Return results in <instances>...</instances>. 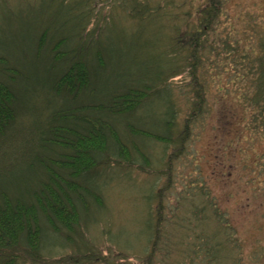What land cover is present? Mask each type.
<instances>
[{
	"label": "trees",
	"instance_id": "trees-1",
	"mask_svg": "<svg viewBox=\"0 0 264 264\" xmlns=\"http://www.w3.org/2000/svg\"><path fill=\"white\" fill-rule=\"evenodd\" d=\"M17 1L0 0L2 23H14L24 15L15 9ZM30 2L44 7L40 14L45 20L36 25L28 40L35 58L46 61L54 99L48 101L50 108L37 111L44 116L48 110L39 123V131H31L25 125L18 127L19 124L14 127L16 120L21 124L26 119L22 94L27 82L25 68L13 61L6 50H0V152L11 145L13 157L9 160L14 166H23L22 171L10 176L3 171L6 167L0 169L4 172L0 182V264H38L41 260L44 264H74L88 256L87 244L74 234L80 224L84 226L83 213L88 214V208H102L98 200L101 194L86 184L90 174L99 168L108 170L114 161L131 168L140 159L138 167L144 169L147 142H166L173 147L166 163L168 171L163 172L166 192L174 183L172 161L183 155L191 126L204 112L203 94L210 88L206 75L209 69L218 67L212 63L215 57L225 60L224 65L231 66L230 70L242 73L235 78L246 89L242 100L258 111L264 123V27L249 15L243 30L231 25L228 0ZM112 9L117 12L109 18L107 13ZM124 12L132 26L121 25L117 19ZM166 29L168 35L161 34ZM120 31L137 34L124 38ZM124 39L137 43L127 46L125 52L126 57L135 58L137 70L129 77L115 71L118 79L123 75L124 78L102 83L99 93L102 71L107 69L108 59L113 58L108 55L109 43L122 45ZM67 62L70 64L65 67ZM184 73L194 97L182 129L176 133L178 109L170 88L171 82ZM109 86L108 92L103 91ZM86 92L94 101L83 100ZM163 93L166 95L161 99ZM55 100H59L58 105ZM152 102L163 107L165 113L169 109L163 122L156 120L150 126L128 121ZM157 110L160 113L161 109ZM11 128L12 134L7 135ZM19 134L30 138L24 145L26 150L15 148ZM1 156L6 157L5 153ZM196 188L190 185L185 189L181 196L187 194L186 197L167 218L163 216V189L157 193L155 221L147 238L150 249L141 263L164 264L165 260H159L158 246L161 225L168 224L169 231L175 225L182 234L180 244L186 245L181 246L180 258L172 264H224L227 260L234 264L230 260L234 244L228 225L222 221L212 198L202 188L199 193ZM190 200L192 206L188 204ZM107 234L110 236L111 232L108 230ZM58 247L71 248L78 257L67 255L55 260L54 250ZM170 252L169 248L167 254Z\"/></svg>",
	"mask_w": 264,
	"mask_h": 264
},
{
	"label": "rangeland",
	"instance_id": "rangeland-1",
	"mask_svg": "<svg viewBox=\"0 0 264 264\" xmlns=\"http://www.w3.org/2000/svg\"><path fill=\"white\" fill-rule=\"evenodd\" d=\"M40 5L30 0H18L14 7L17 12L24 15L14 23L0 21V50H6L13 61L24 64V75L27 80L22 88L26 108L23 116L26 119L21 124L16 120L13 126L25 125L24 127L31 131L41 129L39 123L48 110L44 116L42 113L39 116L37 111L45 110L48 101L54 99L51 91L52 78L48 76L46 61L42 57L35 58L32 42L28 40L29 36L32 37L36 25L42 24L45 20L40 14L44 7ZM227 6L232 17L231 25L234 23L233 26L240 31L244 29L248 15L250 19L252 17L258 19V23L264 27V0H228ZM29 8L32 10L28 11ZM116 12L115 9L108 10L107 15L114 18ZM125 15V12L117 15L120 24L132 26V22ZM5 16L6 13L3 17ZM237 18L241 20L238 22ZM93 27L94 24L89 30L91 31ZM120 32L124 33L122 35L124 38L137 34L136 31ZM168 32L169 29H166L161 31V34ZM143 37L141 34V38ZM121 42L122 45L113 41L109 43L108 55L109 58L110 55L113 58L108 59L107 69L102 71L97 86L99 93L102 92V83L116 82L124 78L123 75L118 79L116 73L134 76L131 74L137 70L135 58L132 55L125 56L127 46H134L137 43L127 42L126 39ZM127 43L132 45H126ZM212 60L210 57L209 61ZM224 61H219L215 57L212 63L218 67L208 70L206 79L210 88L203 94L204 112L191 126V135L183 155L172 161L170 171H173L174 183L166 192L163 189L166 185V175L163 172L168 171L166 163L173 149L166 142H147L144 169L138 167L140 159L136 160L137 163L131 168H127L121 161H114L108 170L99 168L90 174L86 184L101 194L98 200L102 208H88L86 213H89L86 215L83 213L84 226L80 224V229L74 234L87 244L88 256L74 264H143L142 257L150 249L147 238L155 221L157 193L163 189L162 202L166 209L163 216L167 218L172 209L178 206L179 201L186 197L187 194L181 195L185 189L190 188V185L193 188L197 187L198 193V189L202 188L212 198L222 221L228 225V234L234 244L230 260L234 264H264V123L260 120L258 111L249 108L250 103L247 105L242 100V91L246 90L242 88L244 83L235 81L242 73L230 70L231 66L224 65ZM69 64L67 62L65 67ZM125 83L126 81H123V84ZM110 89L109 86L103 91L108 92ZM170 89L174 102L176 101L175 107L178 109L176 117L178 133L192 108L190 101H193L194 97L193 88L190 86L189 77L184 73L171 82ZM165 95L161 94L160 98L164 99ZM96 97H100L99 94ZM83 100L94 101L87 92ZM54 103L58 105L59 100H55ZM157 107L161 109L160 113ZM162 108L152 102L128 121L143 122L150 126L157 123L156 120L161 119L163 122V118L168 116L169 109L167 108L165 113ZM13 128L9 129L10 132L7 131V135L12 134ZM18 136L19 139L15 142L16 150H26L27 147L24 145H27L30 138L21 134ZM10 150L11 145L7 144L0 152V169L6 167L3 171L9 176L22 171V165L25 164L24 161L20 165L22 167L14 166L9 160L10 156L13 157ZM2 153L6 156L3 159ZM112 159L118 160L117 157ZM130 159L133 160L131 153ZM3 175L4 172H0V182L3 181ZM188 204L192 206L191 200ZM190 208L188 212H191ZM167 226L169 225H161L162 239L160 238L158 254L159 260H165L164 264H172V261L180 258L181 246L186 245L180 244L182 234L177 231L175 225L169 227L170 231ZM108 230L111 232L110 236L107 234ZM169 248L170 255L167 254ZM67 255L78 257L71 248L58 247L54 250L55 260H61ZM23 264L31 263L26 261ZM38 264L44 263L41 260ZM224 264H229V260Z\"/></svg>",
	"mask_w": 264,
	"mask_h": 264
}]
</instances>
